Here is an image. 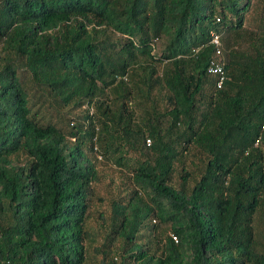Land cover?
<instances>
[{
	"label": "trees",
	"instance_id": "16d2710c",
	"mask_svg": "<svg viewBox=\"0 0 264 264\" xmlns=\"http://www.w3.org/2000/svg\"><path fill=\"white\" fill-rule=\"evenodd\" d=\"M0 264H264V0H0Z\"/></svg>",
	"mask_w": 264,
	"mask_h": 264
},
{
	"label": "rangeland",
	"instance_id": "374dc122",
	"mask_svg": "<svg viewBox=\"0 0 264 264\" xmlns=\"http://www.w3.org/2000/svg\"><path fill=\"white\" fill-rule=\"evenodd\" d=\"M98 168L100 169L104 177V181H102L100 186H98V190L102 196L107 197L108 194L116 193V191L120 187H124V185H131V176L127 172L121 169H117L114 166L103 162L98 165ZM110 183H112V188L109 187ZM102 210H106L107 215L111 214V209H109V207L107 206H104ZM101 223L102 222L99 218H94L91 221V225L93 226L94 232L98 235V237H96L95 247H100L104 242L106 233L103 231ZM101 258L102 255H100L97 263L101 260Z\"/></svg>",
	"mask_w": 264,
	"mask_h": 264
},
{
	"label": "built area",
	"instance_id": "2783aa9c",
	"mask_svg": "<svg viewBox=\"0 0 264 264\" xmlns=\"http://www.w3.org/2000/svg\"><path fill=\"white\" fill-rule=\"evenodd\" d=\"M211 43L215 46L214 58L212 59L208 72L217 79V88L222 89L226 80L228 79L226 68H225V56L222 46L221 36L218 34H212ZM148 144H151V140H148ZM99 160H102V156L98 155ZM171 238L174 242L178 243V237L171 234Z\"/></svg>",
	"mask_w": 264,
	"mask_h": 264
}]
</instances>
